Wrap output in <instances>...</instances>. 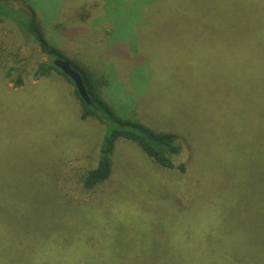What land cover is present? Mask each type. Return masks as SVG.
<instances>
[{
	"label": "rangeland",
	"instance_id": "374dc122",
	"mask_svg": "<svg viewBox=\"0 0 264 264\" xmlns=\"http://www.w3.org/2000/svg\"><path fill=\"white\" fill-rule=\"evenodd\" d=\"M245 1L9 0L34 11L60 59L84 65L119 118L173 135L180 154L165 170L118 140L110 179L70 206L80 172L98 161L105 127L81 118L62 75L45 70L36 78L53 58L11 22L0 24L19 55L8 69L12 82L0 71V264H192L207 248L244 259L264 245L256 241L264 233V177L259 185L253 179L256 152L264 161L257 103L264 67L255 45L264 33L254 27L264 5L247 19H223ZM230 186L242 194L238 204H200ZM205 237L217 240L196 242Z\"/></svg>",
	"mask_w": 264,
	"mask_h": 264
},
{
	"label": "trees",
	"instance_id": "16d2710c",
	"mask_svg": "<svg viewBox=\"0 0 264 264\" xmlns=\"http://www.w3.org/2000/svg\"><path fill=\"white\" fill-rule=\"evenodd\" d=\"M8 2L9 0H0V24L3 25L6 22H11L17 29L18 33L23 38H29L33 43H35L44 55L53 59L62 58L61 52L53 48L45 38L42 27L36 19L34 11L30 9L26 12L23 10V8L15 10L14 7H12ZM260 5H264V0H248L245 2H241V4L237 5V8H226L225 12L227 13H225L223 19L225 22L227 19L233 17H235L236 19H247V14L250 13V10L253 11L254 8ZM89 8L93 10V5H89ZM260 11L264 13L263 8H256L257 14ZM262 13L258 15L260 16V19H256L254 21V27L258 34L264 33V25H261V23L264 24V15ZM256 26L258 28H256ZM231 31L235 32V30L233 29H231L229 32ZM255 45L258 51L256 57L258 69H262V67H264V39L261 37L257 38L255 41ZM18 57V54H14L12 52V47H7L5 37L0 36V71L10 69V63H12V59H16L17 61ZM71 67L82 76L88 95L91 98L94 106V108L88 107L80 99L77 91L75 90V93L82 106L81 118L83 120L87 118H94L96 121H98L99 124L104 125L105 139L104 144L99 150L97 163H95V165L89 170L80 172L79 178L74 184L73 192L76 194V198L74 200L67 199L66 203L76 208L80 207V205L84 204L85 202L81 203L83 199H80L77 194L82 196L86 193H92V191L95 190L97 186L102 185L108 179H110L111 175L113 174L111 155L114 149V145L118 140H123L127 143L129 142L134 144L140 149V151L146 156L147 159H149L151 162L162 169L173 170L175 168L172 159L180 154V148L176 144V139L173 135L168 133H157L134 119L119 118L115 111L111 108V106L105 100L100 98V95L99 93H97L95 86H93V84L89 80L87 68L82 64H74L71 65ZM45 70L47 72H57L68 80V78H66L59 70H57L52 63H41L36 72V78L45 75ZM4 73L6 79L12 82L9 70ZM19 85L20 81H17L14 87H17ZM257 87L259 88L257 92V103H259L258 99L261 98L264 104L263 77L261 78L259 84H257ZM257 150L258 146L256 147V151ZM256 155L257 159L254 164L253 179L256 185H259L260 179L264 177V161L263 156H259L257 152ZM180 170L183 171L182 167H180ZM1 186L3 188H8L9 190L11 189V187L8 185L1 184ZM243 186L245 187V185L238 186V189L243 188ZM230 187L231 188L227 189L226 192L219 191L216 195L210 193L209 196L206 197L204 203L200 202V204L206 205L207 209L217 207L222 199L223 201L227 199L225 204L223 202L224 207L238 204L242 194L235 191V187ZM226 194H228L229 197ZM253 195L255 198L259 197L260 195L257 186L255 188V191L253 192ZM255 207L257 210V202L255 204ZM218 223L219 216L217 214L216 222H214L213 225H210L207 229L210 235H214L217 230ZM244 238L245 234L241 232L239 234L238 240L241 241ZM201 239H209L212 240L213 243L217 240V238L210 239L208 237H205L198 238L196 242H199V240ZM263 239L264 233L262 232V234L258 235L256 241L261 242L264 241ZM192 264H264V245L255 246L251 256L245 257L244 259H237L234 255H230V252L226 250H224L223 253H220L219 249L215 251L207 248L205 257H193Z\"/></svg>",
	"mask_w": 264,
	"mask_h": 264
},
{
	"label": "water",
	"instance_id": "95a60500",
	"mask_svg": "<svg viewBox=\"0 0 264 264\" xmlns=\"http://www.w3.org/2000/svg\"><path fill=\"white\" fill-rule=\"evenodd\" d=\"M53 66L59 70L68 80L73 84L80 99L88 106L93 107L91 98L88 95L84 80L82 76L74 70L71 65L59 58H54L52 61Z\"/></svg>",
	"mask_w": 264,
	"mask_h": 264
}]
</instances>
